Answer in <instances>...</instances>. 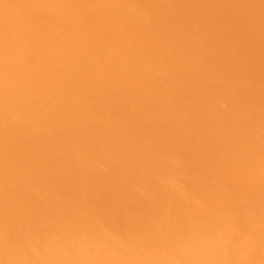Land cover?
<instances>
[{
  "label": "bare ground",
  "instance_id": "bare-ground-1",
  "mask_svg": "<svg viewBox=\"0 0 264 264\" xmlns=\"http://www.w3.org/2000/svg\"><path fill=\"white\" fill-rule=\"evenodd\" d=\"M0 264H264V0H0Z\"/></svg>",
  "mask_w": 264,
  "mask_h": 264
}]
</instances>
